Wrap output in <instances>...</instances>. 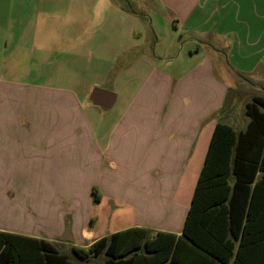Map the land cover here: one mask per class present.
Wrapping results in <instances>:
<instances>
[{"label": "crops", "instance_id": "crops-1", "mask_svg": "<svg viewBox=\"0 0 264 264\" xmlns=\"http://www.w3.org/2000/svg\"><path fill=\"white\" fill-rule=\"evenodd\" d=\"M258 79L264 0H0V232L75 264H220L183 223L228 91Z\"/></svg>", "mask_w": 264, "mask_h": 264}, {"label": "trees", "instance_id": "trees-1", "mask_svg": "<svg viewBox=\"0 0 264 264\" xmlns=\"http://www.w3.org/2000/svg\"><path fill=\"white\" fill-rule=\"evenodd\" d=\"M245 114L242 130L215 124L182 228L220 264H264V97L252 95ZM137 251L97 264H131ZM0 264L75 263L48 241L0 232Z\"/></svg>", "mask_w": 264, "mask_h": 264}, {"label": "rangeland", "instance_id": "rangeland-1", "mask_svg": "<svg viewBox=\"0 0 264 264\" xmlns=\"http://www.w3.org/2000/svg\"><path fill=\"white\" fill-rule=\"evenodd\" d=\"M98 20V19H97ZM97 20H94L96 23ZM108 62H111L112 57H106ZM11 69L18 73V78L20 80L24 78L27 79H36L37 73V64L35 62L30 63L29 61L24 62H14L11 63ZM84 66V65H81ZM51 65H48L46 69H51ZM85 67V66H84ZM78 72L80 75L84 76L82 82L89 83L91 80H99L100 77L93 78L88 71L83 68H79ZM114 73H117L115 68L111 71V76L107 79L106 83L103 85L106 88H110L111 90L117 91L119 84L117 80L115 81ZM113 74V75H112ZM238 75V73L236 74ZM242 82V83H241ZM254 94H259L264 97V79H258L256 84L250 85L247 83H243V81L238 80L236 84L232 87L230 91H228V95L226 97V101L221 111V121L233 122V125L238 128L240 126H244V120L248 117L245 114V103L251 99V96ZM117 106H115L114 109ZM115 111V110H114ZM18 217L20 218L19 214ZM69 221L67 222V225ZM66 225V226H67ZM70 253V252H68ZM95 261H81L80 264H93Z\"/></svg>", "mask_w": 264, "mask_h": 264}, {"label": "water", "instance_id": "water-1", "mask_svg": "<svg viewBox=\"0 0 264 264\" xmlns=\"http://www.w3.org/2000/svg\"><path fill=\"white\" fill-rule=\"evenodd\" d=\"M104 95V98H102V96ZM91 98L98 104L107 107L112 103V100L114 98L112 93L106 92V91H102L100 89L95 88L92 91V95Z\"/></svg>", "mask_w": 264, "mask_h": 264}]
</instances>
